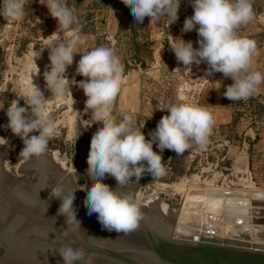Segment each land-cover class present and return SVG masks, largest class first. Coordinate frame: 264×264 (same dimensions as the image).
Instances as JSON below:
<instances>
[{"label":"rangeland","instance_id":"obj_1","mask_svg":"<svg viewBox=\"0 0 264 264\" xmlns=\"http://www.w3.org/2000/svg\"><path fill=\"white\" fill-rule=\"evenodd\" d=\"M93 1L82 0L78 7H73L76 1L72 2L73 5H66L74 9L77 17L91 13V22L94 14L106 6L104 3L92 8L90 6ZM42 4V0H26V15L20 21L0 16V47L4 50V70L0 84V138L8 141L7 145L0 146V260L11 246L1 236L15 231L13 222L20 214V210H13L17 208L13 196L29 200L33 204L50 205L46 202L56 201L55 198H50L52 187L60 186L65 192L76 191V223L84 232L89 229L94 233L99 226L98 214L89 215L85 205L87 191L93 183L87 172L90 143L101 124L92 116L91 110L85 111L87 97L76 86L85 79L76 72L82 45L77 46L73 64L65 74L69 81L76 82V85L70 84L74 104L72 105V99L68 96L53 100L48 106V115L56 123V133L43 154L47 160L37 161L34 165L29 163L36 157L27 161L23 158L19 160V153L24 147L23 141L7 127V110L13 100H18L19 106L27 108L30 115L31 109L24 99L32 81L46 100L52 98L43 78L44 72L50 70L49 50L46 47L54 42L73 38L67 30H58V21L51 17L47 7ZM253 10L255 18L237 31L255 33L264 39V0H253ZM44 20H50L52 36L40 37L41 30L37 25ZM54 33L56 34L53 35ZM129 45L128 39L121 36L115 46L121 63L127 62L131 69L124 75L121 91L110 108L109 115L116 119L132 115L137 127L145 122L142 131L146 139H150L149 132L154 131L161 118L169 114L159 109L166 110L169 105L178 103L198 105L197 98L201 89L217 77L218 72L209 75L206 62L186 67L172 58L153 60V54L151 59L143 58L146 66L141 68L133 60L134 55ZM193 47L199 48L196 44ZM34 51L40 52L36 59ZM150 52L152 53L151 47ZM164 53L175 55L169 48ZM159 54L161 53L158 52ZM72 107L79 115H73ZM235 109L234 124L213 126L204 143L193 142L183 154L177 155L168 149L159 153L156 144H153L156 147L154 151L163 157L166 174L160 178H142L138 184L133 177V183L121 191L133 194L141 208L149 207L147 204L152 202L159 206L165 205L168 210L181 213L184 217L189 214L188 223L221 237L245 232L253 239L257 238V233H264L263 225H254L255 221L263 219L254 212L264 208L240 205L246 199H227L228 204H225L222 195L226 190H240L250 195V201H264V98L256 97L252 102L241 101L236 104ZM248 128L252 131L251 135L257 134L263 142L249 149V169L245 175H229L230 172L225 168H229L231 164L230 150L239 146L238 141L242 140ZM29 135L38 136L39 132ZM5 161L9 164L4 163ZM64 177L67 178L64 180ZM66 180L69 181L66 183ZM103 183L113 189L117 187V181L110 175L106 176ZM40 185L42 188H39ZM51 212L54 213L53 210ZM236 219L243 222L234 224L232 221ZM259 244L262 245L261 242Z\"/></svg>","mask_w":264,"mask_h":264},{"label":"clouds","instance_id":"obj_2","mask_svg":"<svg viewBox=\"0 0 264 264\" xmlns=\"http://www.w3.org/2000/svg\"><path fill=\"white\" fill-rule=\"evenodd\" d=\"M122 2L131 7L137 23L142 24L145 17H149L151 22L167 17L171 25L178 19L181 0ZM25 3L26 0H0V16L13 21L22 20L26 15ZM42 5L58 21V30H67L73 38L46 47L49 50L50 70L44 72L43 78L52 98L46 100L32 81L24 99L31 109L30 115L27 108L19 106L18 100H13L8 107L7 127L23 141L19 160L23 158L25 161L45 154L49 140L55 136L56 123L48 115V106L53 100L68 96L72 99L70 84L76 85V82L69 81L65 74L73 64L77 46L86 43L85 37L80 35L79 20L73 8L62 0H46ZM192 7L194 15L185 20L182 31L196 29L200 38L199 48H194L191 41L174 39L176 43L171 49L177 61L186 67L206 62L209 75L219 72L233 80L223 94L227 99L233 102L249 99L264 83V74L250 70L253 58L259 55L256 40L239 36L237 29L255 18L253 0H192ZM34 54L35 59L40 56V52L34 51ZM80 55L76 72L85 79L76 86L87 97L85 111L91 110L92 116L101 124L90 143L87 172L93 183L87 191L85 205L89 215L98 214L103 229L128 234L138 228L143 213L133 194L121 190L133 183V177L138 184L145 173L153 178L166 174L163 157L153 151V144H156L159 153L168 149L177 155L183 154L193 142L202 144L206 141L215 123L214 116L204 106L171 104L166 110L159 109L169 114L161 118L156 129L149 132L151 138L146 139L142 131L145 122L137 127L132 115H124L122 119L109 115L124 82V69L115 46H98ZM36 69L38 73L37 65ZM72 102L73 105V99ZM72 112L74 116L79 115L73 111V107ZM33 132H39V135L30 136ZM7 144L6 139L0 138V146ZM4 163L9 164L7 161ZM107 175L117 181L115 189L103 183ZM75 192H65L60 186L52 187L50 192V198L61 201L57 215L66 217V221L77 219ZM58 254L64 264H76L84 259L83 250L74 249L71 245L62 246Z\"/></svg>","mask_w":264,"mask_h":264},{"label":"water","instance_id":"obj_3","mask_svg":"<svg viewBox=\"0 0 264 264\" xmlns=\"http://www.w3.org/2000/svg\"><path fill=\"white\" fill-rule=\"evenodd\" d=\"M222 195L225 204L227 199H246L240 205L264 208V201H250V195L240 190H226ZM13 199L17 204L13 210H20V214L13 222L15 231L1 236L2 239L35 251L52 264H64L58 250L67 245L83 250L84 259L76 264H264V233L261 232L253 239L245 232L227 237L200 234L192 223L185 224L186 227L176 225L174 217L167 234L153 223V215L143 214L138 228L128 234L103 229L98 220L95 237L79 234L83 229L78 225V232L76 223L70 224L66 217L51 212V205L33 204L16 196ZM254 214L263 217L254 225L264 226V210ZM242 222L236 219L234 224Z\"/></svg>","mask_w":264,"mask_h":264},{"label":"crops","instance_id":"obj_4","mask_svg":"<svg viewBox=\"0 0 264 264\" xmlns=\"http://www.w3.org/2000/svg\"><path fill=\"white\" fill-rule=\"evenodd\" d=\"M77 0H62L65 4L73 5L72 2ZM42 3H46V0H42ZM76 3V2H75ZM106 6L95 13L91 22L90 30L91 34L80 33L86 39V43L82 45L81 54L86 51H90L98 46H116L119 37L125 36L128 39L129 36V24L124 20L123 10L125 3L122 0H105ZM113 10V12H112ZM194 15V8L192 7V0H181L178 19L175 23L170 25V21L167 17H162L158 21H152L147 17L146 24L143 26L138 33L144 35L145 39L150 41V47L152 49L153 60H159L163 58L176 59V56L165 54L166 49H171L176 43L174 39L182 38L185 42L191 41L193 44H198L200 39L196 29L190 32H183L184 22L187 18ZM87 24L85 23L84 26ZM198 25L196 28L198 29ZM239 36H254L258 35L255 33H239ZM143 37V38H144ZM141 35L138 40H141ZM100 40V43H98ZM128 39V44H129ZM131 48V44L129 45ZM259 55L253 58V62L250 70L260 71L264 74V39L257 43ZM172 50V49H171ZM157 52V53H156ZM158 52L161 54L158 55ZM152 60V62H153ZM177 60V59H176ZM233 80L225 78L223 73L218 72V76L211 79L206 86L201 89L198 95V105L204 106L210 109L214 116L213 126H227L233 122L235 115V107L237 103L241 101H231L227 99L223 94L227 89V86L231 85ZM254 97L264 98V83L258 87V90L253 94ZM134 102V101H133ZM252 131L248 128L243 134L244 137L239 139V146L233 147L230 152L232 154L231 164L229 168H225L229 175H245L249 169V149L256 144H261L263 141L258 139L255 140V135H251ZM247 136V138H246Z\"/></svg>","mask_w":264,"mask_h":264},{"label":"trees","instance_id":"obj_5","mask_svg":"<svg viewBox=\"0 0 264 264\" xmlns=\"http://www.w3.org/2000/svg\"><path fill=\"white\" fill-rule=\"evenodd\" d=\"M82 0H77L76 3H74L73 7H78V5L80 4ZM105 3V0H94L93 3L91 4L90 7L92 8H96L99 5H102ZM91 13H86L83 15H80L78 17L79 21V26L81 28V33H87L90 30L91 24L90 19H91ZM123 16H124V20L128 22L129 24V44H131V51L134 55V61L137 62L141 68H145L146 63L144 61V57H146L147 59H151L152 58V53L150 52V41L148 39H145L144 35L141 33H138L139 30H141L143 28V26L146 24V20L147 17H145L144 21L142 24L137 23L134 20L132 11H131V7L129 5L125 4V8L123 10ZM87 24L86 26H84V24ZM76 26V25H75ZM38 28H40V37H47L50 36L52 34V28L50 25V20H44L41 21V23H39L37 25ZM141 35V40H138V37ZM144 37V38H143ZM248 38L254 39L256 40V42L258 43L259 41L262 40V38L258 35H254V36H249ZM123 69H124V75L131 69V67L127 64V62H123ZM4 70V50L0 47V84H1V79H2V72ZM255 99L254 95L252 97H250L249 100L250 102H252ZM236 122V118H233V124ZM258 139V135H256L255 140L253 141L256 142V140ZM50 142V140H49ZM52 142V141H51ZM50 148L56 149V147L54 146H50ZM156 150V147H153V151ZM151 178L153 179V177H151L150 174L145 173L144 176L142 178ZM141 178V179H142Z\"/></svg>","mask_w":264,"mask_h":264},{"label":"bare ground","instance_id":"obj_6","mask_svg":"<svg viewBox=\"0 0 264 264\" xmlns=\"http://www.w3.org/2000/svg\"><path fill=\"white\" fill-rule=\"evenodd\" d=\"M43 158H44L43 155L40 157H36V159L34 158L33 161H30L29 164L34 165V164H37V161L47 160V159H45V158L43 159ZM39 188H42L41 185ZM39 203H40V201H39ZM46 203H50L51 210H53L54 213H58V209H59L60 204H61L60 200L56 199V201H54V202L52 201V202H46ZM147 205H149V207H151V210L147 211L146 213H143V214L144 215H153V223L155 225H157L163 232H165L167 234L169 233V225H170L169 223H170V220L173 219L174 217H175L176 225L180 224V225H183L184 227H186L185 224L188 223L189 214L186 217H184L183 214H181V213L179 214V213H175L171 210H168L165 207V205L159 206L156 203L153 204L152 202L150 204H147ZM76 220L77 219H74V220L68 219L67 222L70 224H73V223H76ZM232 222H234V221H232ZM198 227L199 226L195 225V228L197 229L196 231H198V233H200V234H206V233L214 234L213 232H206V231L200 230V228H198ZM77 228H78V232H79L80 229H79L78 224H77ZM79 234H83V233L79 232ZM97 234H98V231H95L94 233L89 234V236L97 237ZM83 235H85V234H83ZM235 235H238V234H235ZM224 237H227V236H224ZM16 262H18V263H16ZM0 264H52V263L46 257L38 255L35 251H31V250H28L25 248H21V247L15 246V245H11L10 248L7 249L6 253H4V257L1 258Z\"/></svg>","mask_w":264,"mask_h":264},{"label":"flooded vegetation","instance_id":"obj_7","mask_svg":"<svg viewBox=\"0 0 264 264\" xmlns=\"http://www.w3.org/2000/svg\"><path fill=\"white\" fill-rule=\"evenodd\" d=\"M141 209H143V210H146V211H150L151 210V207H147V208H141ZM86 227H88V224L86 225ZM83 234L85 233H87V232H82Z\"/></svg>","mask_w":264,"mask_h":264}]
</instances>
